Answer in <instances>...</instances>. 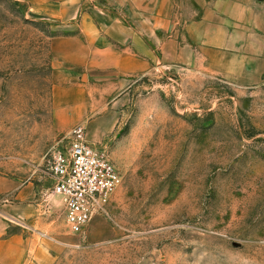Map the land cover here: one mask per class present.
<instances>
[{"label": "rangeland", "instance_id": "1", "mask_svg": "<svg viewBox=\"0 0 264 264\" xmlns=\"http://www.w3.org/2000/svg\"><path fill=\"white\" fill-rule=\"evenodd\" d=\"M210 2L174 0L180 28L195 19L182 13L201 15ZM70 30L0 0V175L39 190L48 234L60 241L54 264H264V50L236 48L219 65L205 52L195 68L158 49L150 74L80 124L123 183L107 214L73 235L48 157L78 126L53 97L52 40ZM208 30L192 28L189 40L201 32L211 43Z\"/></svg>", "mask_w": 264, "mask_h": 264}, {"label": "crops", "instance_id": "2", "mask_svg": "<svg viewBox=\"0 0 264 264\" xmlns=\"http://www.w3.org/2000/svg\"><path fill=\"white\" fill-rule=\"evenodd\" d=\"M20 1L36 15L71 29L69 35L52 40L53 78L58 80L53 97L78 125L115 101L131 81L150 74L160 60L158 49L167 61L184 64L190 57L188 65L195 68L204 64L205 52L211 54L213 65H219L228 63L236 48L251 53L264 50V0H211L201 15L182 13L197 19L181 23V28L174 0ZM208 17L213 19L211 25ZM236 17L245 19L239 27L243 30L235 23L224 27L225 19ZM194 27L208 28L211 43L201 32L190 41ZM256 58L260 59L249 54L245 59L257 67ZM256 72L263 73L258 67ZM4 198L9 202L0 205V264H54L60 241L48 234L39 190L0 175V200Z\"/></svg>", "mask_w": 264, "mask_h": 264}, {"label": "built area", "instance_id": "3", "mask_svg": "<svg viewBox=\"0 0 264 264\" xmlns=\"http://www.w3.org/2000/svg\"><path fill=\"white\" fill-rule=\"evenodd\" d=\"M61 143L63 148L48 154L53 194L62 200L71 234L82 235L96 217L107 214L123 176L111 153L89 140L84 125L70 130ZM8 202L4 198L0 205Z\"/></svg>", "mask_w": 264, "mask_h": 264}]
</instances>
